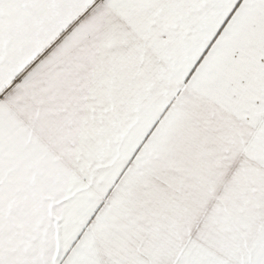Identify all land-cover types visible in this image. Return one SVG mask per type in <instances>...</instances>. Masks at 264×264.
Returning a JSON list of instances; mask_svg holds the SVG:
<instances>
[{"label":"snow or ice","instance_id":"1","mask_svg":"<svg viewBox=\"0 0 264 264\" xmlns=\"http://www.w3.org/2000/svg\"><path fill=\"white\" fill-rule=\"evenodd\" d=\"M0 264H264V0H0Z\"/></svg>","mask_w":264,"mask_h":264}]
</instances>
